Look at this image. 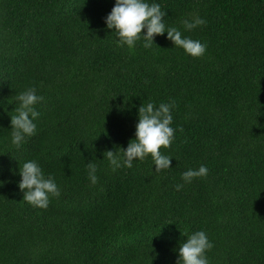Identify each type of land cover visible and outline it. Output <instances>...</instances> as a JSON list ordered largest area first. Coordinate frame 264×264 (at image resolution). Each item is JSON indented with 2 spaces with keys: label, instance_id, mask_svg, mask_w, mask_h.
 Returning <instances> with one entry per match:
<instances>
[{
  "label": "trees",
  "instance_id": "trees-1",
  "mask_svg": "<svg viewBox=\"0 0 264 264\" xmlns=\"http://www.w3.org/2000/svg\"><path fill=\"white\" fill-rule=\"evenodd\" d=\"M146 2L206 53L167 32L118 47L116 0H0V264H177L201 230L210 264H264V0ZM32 87L37 131L17 148L10 115ZM149 102H175L171 168L149 154L113 171L105 151L127 149ZM28 161L61 191L46 209L23 201ZM201 165L206 177L182 179Z\"/></svg>",
  "mask_w": 264,
  "mask_h": 264
},
{
  "label": "clouds",
  "instance_id": "clouds-1",
  "mask_svg": "<svg viewBox=\"0 0 264 264\" xmlns=\"http://www.w3.org/2000/svg\"><path fill=\"white\" fill-rule=\"evenodd\" d=\"M165 16L166 12L161 10L158 3L149 4L146 0H116L111 13L106 17V24L108 29L115 30L118 34V47L127 45L129 49H133L137 41L143 37L145 41L143 46L150 48L155 36L164 35L167 32L168 39L173 41L176 47L183 48L194 58L202 57L206 53L207 45L199 40L183 37L182 32L176 27H167L164 22ZM205 23L206 21L199 17L183 22L186 30H192ZM144 29L147 30L146 35ZM16 99L19 101V107L15 108V115H10L11 136L12 143L19 148L26 136L36 134L37 126L33 121L39 113L35 110V105L42 102L44 97L37 95L36 88L32 87L19 93ZM173 107H175V102L161 103L158 108L149 102L139 108L136 138L129 143L126 150L122 148V153L112 150L104 153L113 171L121 167L131 168L134 160L143 161L149 154L154 161L156 172L171 168L172 157L164 155L161 149L170 148L175 140L176 130L171 127ZM180 131L182 132L183 129L181 128ZM97 167L93 162L87 165L88 178L92 184L98 182ZM20 174L22 181L19 187L24 191L23 201L34 207L46 209L51 198L60 197L61 191L57 183L52 177H45L41 166L36 161L25 162L20 168ZM207 174L208 168L201 165L198 170L185 171L182 179L186 183H191L193 179L206 177ZM182 188V184L176 186L178 191ZM213 247L205 231H196L179 246L177 264H210L206 253Z\"/></svg>",
  "mask_w": 264,
  "mask_h": 264
}]
</instances>
